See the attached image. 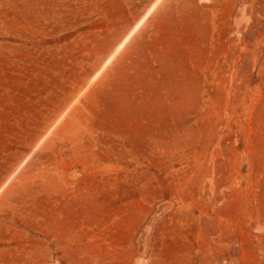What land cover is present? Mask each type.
I'll return each instance as SVG.
<instances>
[{
  "label": "rangeland",
  "instance_id": "rangeland-1",
  "mask_svg": "<svg viewBox=\"0 0 264 264\" xmlns=\"http://www.w3.org/2000/svg\"><path fill=\"white\" fill-rule=\"evenodd\" d=\"M0 264H264V0H0Z\"/></svg>",
  "mask_w": 264,
  "mask_h": 264
}]
</instances>
